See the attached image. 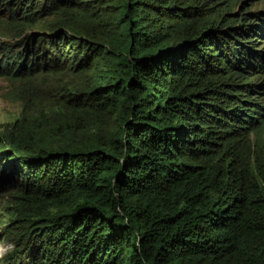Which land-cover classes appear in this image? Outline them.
Instances as JSON below:
<instances>
[{"label": "trees", "instance_id": "1", "mask_svg": "<svg viewBox=\"0 0 264 264\" xmlns=\"http://www.w3.org/2000/svg\"><path fill=\"white\" fill-rule=\"evenodd\" d=\"M262 1L0 0V264H264Z\"/></svg>", "mask_w": 264, "mask_h": 264}, {"label": "rangeland", "instance_id": "2", "mask_svg": "<svg viewBox=\"0 0 264 264\" xmlns=\"http://www.w3.org/2000/svg\"><path fill=\"white\" fill-rule=\"evenodd\" d=\"M261 7H264V2L260 4ZM245 7H243L240 11H244ZM53 21L48 20L43 26H38L37 28H48L52 25ZM33 30L31 32H38L37 30ZM0 30H2L0 26ZM175 42H179L180 38L174 37ZM11 85L9 84L6 78L0 77V130H4L6 128L7 123L13 121L16 117H18L21 111V104L12 100L8 96V91ZM8 219L6 212L0 207V232L2 231L3 222ZM10 249L9 243L2 239L0 236V259L3 255Z\"/></svg>", "mask_w": 264, "mask_h": 264}, {"label": "clouds", "instance_id": "3", "mask_svg": "<svg viewBox=\"0 0 264 264\" xmlns=\"http://www.w3.org/2000/svg\"><path fill=\"white\" fill-rule=\"evenodd\" d=\"M264 1L260 2V3H263Z\"/></svg>", "mask_w": 264, "mask_h": 264}]
</instances>
